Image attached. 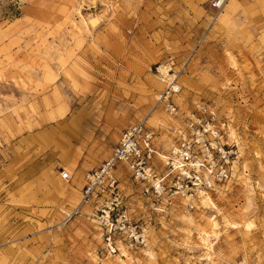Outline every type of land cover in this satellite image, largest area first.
I'll use <instances>...</instances> for the list:
<instances>
[{
    "label": "rangeland",
    "instance_id": "obj_1",
    "mask_svg": "<svg viewBox=\"0 0 264 264\" xmlns=\"http://www.w3.org/2000/svg\"><path fill=\"white\" fill-rule=\"evenodd\" d=\"M212 1L0 0V264H264V0ZM168 62L183 112L225 118L236 181L162 211L121 172L145 238L110 249L89 206L64 211L124 129L147 121L170 152L156 72Z\"/></svg>",
    "mask_w": 264,
    "mask_h": 264
},
{
    "label": "built area",
    "instance_id": "obj_2",
    "mask_svg": "<svg viewBox=\"0 0 264 264\" xmlns=\"http://www.w3.org/2000/svg\"><path fill=\"white\" fill-rule=\"evenodd\" d=\"M224 3L213 0L212 7L220 10ZM156 72L166 84L158 102L177 122L169 130L170 152L162 157L161 133L147 121L124 129L110 156L86 175L80 204L64 211L68 222L89 206L104 227L110 249L118 234L136 242L145 238L143 225L132 222L126 210L121 172L127 171L132 182L153 200L154 209L162 211L202 191L216 197L227 190L230 181H236L238 146L228 138L225 118L210 106L183 112L172 97L180 71L168 62L157 66ZM62 178L69 180L71 174L65 171Z\"/></svg>",
    "mask_w": 264,
    "mask_h": 264
},
{
    "label": "bare ground",
    "instance_id": "obj_3",
    "mask_svg": "<svg viewBox=\"0 0 264 264\" xmlns=\"http://www.w3.org/2000/svg\"><path fill=\"white\" fill-rule=\"evenodd\" d=\"M221 1H225V3H226V1L227 0H221ZM224 3V4H225ZM224 6V5H223ZM159 77V76H158ZM162 81V80H161ZM163 82V81H162ZM165 83V82H164ZM180 89V87H179V85H178V82L176 83V85H174V90L175 91H178ZM161 95V94H160ZM159 96H158V100H159ZM170 118H172L173 116L169 113V112H165ZM149 119H150V117H149ZM173 119V118H172ZM231 135H232V138L235 140V141H239V140H237V135H236V133H234V132H232L231 133ZM197 195V194H196ZM196 195H194V196H190V197H187V198H194ZM202 200H201V203L203 204V206H205V207H209V206H211V205H213V202H212V199H211V197L210 196H204L203 198H201ZM81 200H82V197H81ZM81 200H80V202H81ZM80 202H79V204H80ZM84 207H86V206H84ZM83 207V208H84ZM82 208V209H83ZM82 212V211H81Z\"/></svg>",
    "mask_w": 264,
    "mask_h": 264
},
{
    "label": "crops",
    "instance_id": "obj_4",
    "mask_svg": "<svg viewBox=\"0 0 264 264\" xmlns=\"http://www.w3.org/2000/svg\"><path fill=\"white\" fill-rule=\"evenodd\" d=\"M66 112H67V109L66 108H61L60 109V116L59 117H64L65 116V114H66ZM171 145V142L169 141L168 143H167V146H170ZM50 151V152H49ZM51 151L52 150H48L46 153H48V154H50L51 153Z\"/></svg>",
    "mask_w": 264,
    "mask_h": 264
}]
</instances>
